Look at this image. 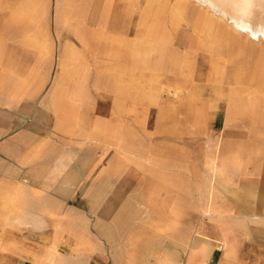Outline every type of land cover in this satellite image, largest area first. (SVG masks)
<instances>
[{
  "label": "crops",
  "instance_id": "crops-1",
  "mask_svg": "<svg viewBox=\"0 0 264 264\" xmlns=\"http://www.w3.org/2000/svg\"><path fill=\"white\" fill-rule=\"evenodd\" d=\"M103 1L0 5V264H264V105L175 4Z\"/></svg>",
  "mask_w": 264,
  "mask_h": 264
},
{
  "label": "bare ground",
  "instance_id": "bare-ground-1",
  "mask_svg": "<svg viewBox=\"0 0 264 264\" xmlns=\"http://www.w3.org/2000/svg\"><path fill=\"white\" fill-rule=\"evenodd\" d=\"M193 1L198 2L199 6L206 12L214 16L216 15L217 18L222 21L221 23L219 20L215 21L212 18H207L208 21L202 23L201 18H204L205 15L201 16L196 13L194 16H197L198 19L194 17V23L192 24H194L197 29V33L201 34L203 38H208V36H210L214 40H220L223 46L221 49L218 48L217 50L213 48L215 51L218 52L222 50V53L226 54H230V51H232V53L234 52L236 54L232 56V59L236 62L234 63L232 61L236 73L233 78H231V81L238 88L235 89V98L233 100L241 101V94H239V92L242 90L239 87H241L242 84L245 86V90H248V93L250 90H256L257 93H261L262 95V90L264 89V54L257 55L255 53L257 48H253L249 45V42L253 43L251 41L252 39L257 41L264 40V0ZM128 3L133 4L131 1ZM186 5L187 8H185V11L187 15L191 14L194 10L198 11L197 8L195 9L191 5L185 4V6ZM204 10L202 14H204ZM243 34L249 38L246 39V42H243L240 38ZM197 42L195 43L197 44ZM239 60L240 63H237ZM261 88L262 90H260ZM249 102L250 104L247 106L255 109L254 107L261 105V102L264 103V99L256 97ZM257 109L259 108L257 107Z\"/></svg>",
  "mask_w": 264,
  "mask_h": 264
},
{
  "label": "rangeland",
  "instance_id": "rangeland-1",
  "mask_svg": "<svg viewBox=\"0 0 264 264\" xmlns=\"http://www.w3.org/2000/svg\"><path fill=\"white\" fill-rule=\"evenodd\" d=\"M80 1L82 0H0V5L2 6H6L7 7V17L8 20H13L14 16L16 15V13H14L12 10H15L14 7L19 6L24 8V6H31L32 4H45L47 6H51L56 8L57 6H64L66 9V14L68 15L69 19L71 21H73V19L78 15V11H77V7L78 4L80 3ZM132 2L133 4H129L128 2ZM98 3V2H97ZM88 5L91 4V1L87 3ZM122 4V6H121ZM176 5V7H173V16H178V15H182L181 19L185 20L188 22V24L190 25V27L192 28L191 30L196 34L197 37L200 38V42H197L195 39L191 40V44L194 45L196 44L195 42H197V45L199 47V49H203L206 52L209 53V55H222V56H227L228 57V62H232L234 61L232 59V54H226V53H222L223 51H215L213 48H215L216 50L218 48L221 49V47L223 46V44L221 43L220 40H214L212 37L208 36V38H203L201 36V34L197 33V29L195 28L194 23V19H198V17L194 16L196 15V13H198V15H205L204 18H201L202 23H206L208 20L207 18H212L215 21H218L219 19L217 18V16L212 15L209 12H206L202 7L199 6L198 2L193 1V0H104L103 1V5L104 7H108L111 5H116L118 10L120 12H122V9L125 10L124 12V16L125 19H122L123 21L127 22L125 23V25L127 24V28L126 31H128V33L130 35H133V33H138L143 27V22L142 19L139 18L143 15V7L146 6H150L151 7V24H157V19L159 18V16H166L169 15L168 13H163V15H160V10L164 11V8H168L171 5ZM185 4L188 5H196L199 7L198 11H193L191 14L187 15L185 8H187V5L185 6ZM184 5V6H183ZM167 8V10H168ZM204 10V14L203 13ZM123 13V12H122ZM180 13V14H179ZM18 14V13H17ZM121 14V13H120ZM21 15V14H19ZM23 15H27L26 13H23ZM187 15V16H186ZM186 17V18H185ZM195 17V18H194ZM193 19V20H192ZM173 20V19H172ZM192 20V21H191ZM220 21V20H219ZM222 23V21H220ZM146 24V23H145ZM203 25V24H202ZM154 26V25H152ZM194 26V28H193ZM189 27V28H190ZM241 37H244L245 39H249L246 37V35H241ZM163 38L164 40L166 38H168V32H166L165 34H163ZM206 39V40H205ZM202 40V41H201ZM253 43L249 42L253 48H257V51L255 52L257 55L260 54H264V40L262 41H257V40H251ZM215 42V43H214ZM153 43V42H152ZM168 45V44H167ZM250 46V47H251ZM205 54H196V61L194 62V69L198 68H209V62H207L205 59ZM230 58V59H229ZM184 59V60H183ZM181 61V66L182 68H187L190 67V63L189 60L187 58H183ZM187 59V60H186ZM171 61V60H170ZM236 63V62H234ZM237 63H240V60L237 61ZM224 64V63H223ZM232 66H233V62H232ZM236 71V70H235ZM232 83V82H231ZM262 90V88L260 89ZM243 91V90H242ZM242 91L239 92V94H241V99H242ZM258 91V90H257ZM263 94L261 95V93H257L256 90L251 91L248 93V90L246 91L247 93V105L250 104V100L254 99L256 97H260L262 99H264V89L262 90ZM178 93V92H175ZM253 95V96H252ZM240 101V100H239ZM262 105H264L263 102H261ZM152 120L154 117V113L152 112Z\"/></svg>",
  "mask_w": 264,
  "mask_h": 264
}]
</instances>
